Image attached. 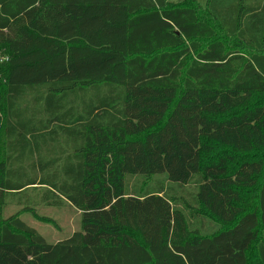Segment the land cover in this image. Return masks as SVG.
Instances as JSON below:
<instances>
[{
	"label": "trees",
	"instance_id": "16d2710c",
	"mask_svg": "<svg viewBox=\"0 0 264 264\" xmlns=\"http://www.w3.org/2000/svg\"><path fill=\"white\" fill-rule=\"evenodd\" d=\"M186 3L0 0V206L42 188L82 213L55 244L0 220V264H249L257 243L264 264V0Z\"/></svg>",
	"mask_w": 264,
	"mask_h": 264
},
{
	"label": "rangeland",
	"instance_id": "374dc122",
	"mask_svg": "<svg viewBox=\"0 0 264 264\" xmlns=\"http://www.w3.org/2000/svg\"><path fill=\"white\" fill-rule=\"evenodd\" d=\"M177 5H188L187 0H169ZM203 8L200 16L205 17L204 8L206 0H196ZM24 106V105H23ZM6 117V106L0 105V161L5 157V146L3 136V125ZM213 151L207 155L208 159H215L226 151V148L214 144ZM264 154V152H263ZM164 176L152 178L134 176L129 178L128 186L131 192L135 190L144 192L145 190L156 189ZM166 194L177 200H187L193 203L194 186H178L164 181ZM42 188H29L22 193L10 194L7 196L5 204L0 206V220H5L17 215L23 222L31 228L37 230L50 244H55L69 238L74 232L82 229V213L70 203L64 201L60 206L48 205L42 201ZM257 189L243 191L242 205L245 209H252L257 202ZM192 223L197 226V221L191 216ZM209 222H213L209 220ZM207 226H205L206 228ZM258 243L249 252V264H260L258 253Z\"/></svg>",
	"mask_w": 264,
	"mask_h": 264
},
{
	"label": "built area",
	"instance_id": "2783aa9c",
	"mask_svg": "<svg viewBox=\"0 0 264 264\" xmlns=\"http://www.w3.org/2000/svg\"><path fill=\"white\" fill-rule=\"evenodd\" d=\"M9 61V56L4 48L0 47V83H5V77L2 73L3 66Z\"/></svg>",
	"mask_w": 264,
	"mask_h": 264
}]
</instances>
